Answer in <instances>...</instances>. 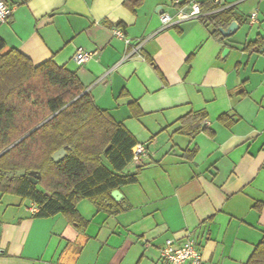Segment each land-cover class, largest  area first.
<instances>
[{
    "label": "crops",
    "instance_id": "crops-1",
    "mask_svg": "<svg viewBox=\"0 0 264 264\" xmlns=\"http://www.w3.org/2000/svg\"><path fill=\"white\" fill-rule=\"evenodd\" d=\"M4 1L6 48L77 72L147 154L127 167L138 180L119 189L118 212L78 203L85 226L0 192V264H170L169 238L195 240L203 264H251L264 245V0H225L239 27L222 38L203 21L210 13L179 21L170 0ZM80 47L96 52L83 64ZM200 111L207 130L191 138L180 120Z\"/></svg>",
    "mask_w": 264,
    "mask_h": 264
},
{
    "label": "trees",
    "instance_id": "trees-1",
    "mask_svg": "<svg viewBox=\"0 0 264 264\" xmlns=\"http://www.w3.org/2000/svg\"><path fill=\"white\" fill-rule=\"evenodd\" d=\"M203 11L214 9L204 2ZM232 9L210 13L203 21L222 38ZM260 41L249 46H260ZM205 112L181 118V132L194 138L205 126ZM135 136L86 90L77 72L49 59L39 65L0 36V192L16 194L40 206L39 217L66 215L78 226L88 222L78 211L83 199L118 212L112 192L135 183ZM61 149L60 160L54 154ZM122 208V207H121ZM260 248L249 263L262 264Z\"/></svg>",
    "mask_w": 264,
    "mask_h": 264
},
{
    "label": "built area",
    "instance_id": "built-area-1",
    "mask_svg": "<svg viewBox=\"0 0 264 264\" xmlns=\"http://www.w3.org/2000/svg\"><path fill=\"white\" fill-rule=\"evenodd\" d=\"M205 1H209L214 9L204 12L202 7ZM173 5L178 7L177 20L183 21L191 18L202 17L207 13H213V11H220L226 9L228 6L225 0H170ZM212 11V12H211ZM13 9L7 4L6 1L0 0V18L2 21L8 20L12 15ZM258 12L254 11L250 15V23L254 24L257 20ZM160 19L163 26H167L173 23V18L168 12H162ZM115 34L123 38L127 44H130V38L127 37L120 29H115ZM142 41H139L137 46L134 47V51L140 48ZM95 51H89L80 47L76 50L74 59L78 64H83L90 60ZM134 160H139L142 155L147 154V147L144 144L138 143L134 148ZM30 211L36 215L40 211V206L35 202H30ZM162 257L165 258L170 264H203L202 254L193 239H186L180 244L176 243L174 238L166 240L162 247Z\"/></svg>",
    "mask_w": 264,
    "mask_h": 264
},
{
    "label": "water",
    "instance_id": "water-1",
    "mask_svg": "<svg viewBox=\"0 0 264 264\" xmlns=\"http://www.w3.org/2000/svg\"><path fill=\"white\" fill-rule=\"evenodd\" d=\"M239 27L238 22L237 21H232L230 26L225 29V28H221V32L222 35L225 36H230L232 34H234L237 31V28ZM66 155V150L65 149H61L58 152H56L54 154V159L56 161L60 160L61 158H63ZM112 196L115 200L119 201L121 200V198L123 197L121 191L119 189H116L112 192Z\"/></svg>",
    "mask_w": 264,
    "mask_h": 264
}]
</instances>
